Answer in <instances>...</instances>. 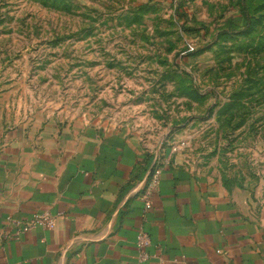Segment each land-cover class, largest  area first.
Returning a JSON list of instances; mask_svg holds the SVG:
<instances>
[{"label": "rangeland", "instance_id": "1", "mask_svg": "<svg viewBox=\"0 0 264 264\" xmlns=\"http://www.w3.org/2000/svg\"><path fill=\"white\" fill-rule=\"evenodd\" d=\"M0 115L95 124L264 183V0H0Z\"/></svg>", "mask_w": 264, "mask_h": 264}, {"label": "crops", "instance_id": "2", "mask_svg": "<svg viewBox=\"0 0 264 264\" xmlns=\"http://www.w3.org/2000/svg\"><path fill=\"white\" fill-rule=\"evenodd\" d=\"M156 163L159 187L145 211ZM45 213L50 228L18 232ZM0 264H264V183L228 186L161 163L95 124L11 126L0 115Z\"/></svg>", "mask_w": 264, "mask_h": 264}, {"label": "built area", "instance_id": "3", "mask_svg": "<svg viewBox=\"0 0 264 264\" xmlns=\"http://www.w3.org/2000/svg\"><path fill=\"white\" fill-rule=\"evenodd\" d=\"M160 175H161V165H159V163H156V165L152 167V169L150 170L148 174V179H147L145 188L141 194V200L144 203L145 211L151 208V197L156 191H158ZM52 224H53V219L48 213H45L42 215L38 214V215H34L27 223L22 225L18 229V232L19 231L25 232L32 226L50 228ZM136 243H137V246L140 248H143V249L147 248L150 244L147 233H145L142 230H139L136 234Z\"/></svg>", "mask_w": 264, "mask_h": 264}]
</instances>
